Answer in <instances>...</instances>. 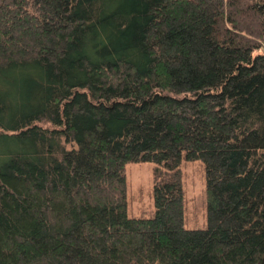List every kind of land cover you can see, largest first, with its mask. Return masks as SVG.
<instances>
[{"label":"trees","instance_id":"1","mask_svg":"<svg viewBox=\"0 0 264 264\" xmlns=\"http://www.w3.org/2000/svg\"><path fill=\"white\" fill-rule=\"evenodd\" d=\"M263 47L264 0H0V264H264Z\"/></svg>","mask_w":264,"mask_h":264},{"label":"rangeland","instance_id":"2","mask_svg":"<svg viewBox=\"0 0 264 264\" xmlns=\"http://www.w3.org/2000/svg\"><path fill=\"white\" fill-rule=\"evenodd\" d=\"M153 166L151 162H129L125 165L129 215L148 216L152 212ZM181 170L186 200L185 225L201 227L206 214L203 165L200 161L183 162Z\"/></svg>","mask_w":264,"mask_h":264}]
</instances>
